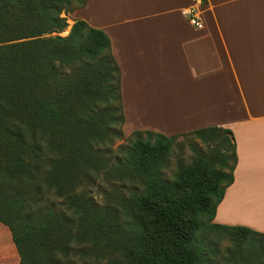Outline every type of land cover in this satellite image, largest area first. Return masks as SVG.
<instances>
[{
  "label": "trees",
  "instance_id": "16d2710c",
  "mask_svg": "<svg viewBox=\"0 0 264 264\" xmlns=\"http://www.w3.org/2000/svg\"><path fill=\"white\" fill-rule=\"evenodd\" d=\"M84 5L0 0V223L18 264H264V232L213 222L237 164L230 130H138L112 151L124 116L110 40L80 19L59 35ZM178 137L193 155L169 178Z\"/></svg>",
  "mask_w": 264,
  "mask_h": 264
},
{
  "label": "crops",
  "instance_id": "0c3cea01",
  "mask_svg": "<svg viewBox=\"0 0 264 264\" xmlns=\"http://www.w3.org/2000/svg\"><path fill=\"white\" fill-rule=\"evenodd\" d=\"M188 7L201 30L182 15ZM72 16L110 40L125 134L172 136L213 126L232 132L234 180L213 222L264 232V206L251 222L226 215L229 195L264 199V0H85ZM18 263L0 223V264Z\"/></svg>",
  "mask_w": 264,
  "mask_h": 264
},
{
  "label": "rangeland",
  "instance_id": "374dc122",
  "mask_svg": "<svg viewBox=\"0 0 264 264\" xmlns=\"http://www.w3.org/2000/svg\"><path fill=\"white\" fill-rule=\"evenodd\" d=\"M72 14L71 16L67 17L66 23L68 27L66 28L65 31L59 34L60 36H63V37L67 36L68 31L71 25L73 24ZM61 17H65V15L61 14ZM130 134H125L123 132L122 138L119 140H116L113 146L111 147L112 151L115 152L119 147L126 146L128 144V137ZM194 141L195 140L190 137H178L175 140L174 145H173L172 154L170 155L168 159V168L166 170L167 177L170 178L172 174L176 171L178 166L185 165L190 161V158L193 155V150H192L193 145L192 144ZM105 188L106 187L104 184L97 183L96 186L92 187L89 191L91 192V195L95 197L96 200L101 201V198H102L101 192ZM240 196L242 195L241 194L239 195L233 194L232 196L229 195L227 199V205H226V215H228L231 218L241 219V220L250 221V222L254 219H257L258 218L257 209L262 207V211H263L264 199H261V197H257V199L252 198V197H246L247 199L246 198L238 199ZM49 198L52 202L56 204L59 202V200L53 198L52 196H49ZM237 199L238 201L236 205H234V202ZM261 200H262L261 206L257 207L256 205ZM222 210L223 209H221L220 212H222ZM228 247L229 245L227 242H223L219 245V249L222 255L225 254V251Z\"/></svg>",
  "mask_w": 264,
  "mask_h": 264
},
{
  "label": "built area",
  "instance_id": "2783aa9c",
  "mask_svg": "<svg viewBox=\"0 0 264 264\" xmlns=\"http://www.w3.org/2000/svg\"><path fill=\"white\" fill-rule=\"evenodd\" d=\"M182 15L194 29L201 30L203 28L202 20L195 12L193 7L185 8L182 11Z\"/></svg>",
  "mask_w": 264,
  "mask_h": 264
},
{
  "label": "water",
  "instance_id": "95a60500",
  "mask_svg": "<svg viewBox=\"0 0 264 264\" xmlns=\"http://www.w3.org/2000/svg\"><path fill=\"white\" fill-rule=\"evenodd\" d=\"M69 32V31H68Z\"/></svg>",
  "mask_w": 264,
  "mask_h": 264
}]
</instances>
